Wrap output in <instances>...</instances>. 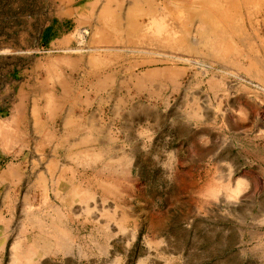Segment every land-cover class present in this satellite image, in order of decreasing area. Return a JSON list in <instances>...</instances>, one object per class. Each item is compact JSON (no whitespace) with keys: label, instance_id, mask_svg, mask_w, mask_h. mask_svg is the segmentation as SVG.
Masks as SVG:
<instances>
[{"label":"rangeland","instance_id":"obj_1","mask_svg":"<svg viewBox=\"0 0 264 264\" xmlns=\"http://www.w3.org/2000/svg\"><path fill=\"white\" fill-rule=\"evenodd\" d=\"M190 1L0 0L2 178L47 165L52 197L91 162L90 201L61 203L80 257L41 264H264V170L247 167L264 149V6L234 0L217 37L187 23Z\"/></svg>","mask_w":264,"mask_h":264},{"label":"crops","instance_id":"obj_2","mask_svg":"<svg viewBox=\"0 0 264 264\" xmlns=\"http://www.w3.org/2000/svg\"><path fill=\"white\" fill-rule=\"evenodd\" d=\"M80 145H84V142H80ZM77 148L79 153L85 150V147ZM247 157V167L264 170V149L254 155L248 154ZM115 165L112 163L106 166L114 171ZM56 166L64 170L62 164ZM15 169V177L3 179L4 173L0 174V264H41L47 259L56 262L78 259L83 225L79 214L74 211L70 222L61 203L73 206L79 201H90L91 162H74L67 168L70 172H61V176L55 180L58 182L57 189L52 197L49 193L47 165L45 172L40 173L33 184L26 173L18 167ZM85 180L89 184L85 185ZM6 182L16 186H22L23 183L25 188L21 195L16 194L6 187L10 185ZM32 202L36 203L34 208ZM88 234L90 239L91 225L88 226ZM89 243L91 246V241Z\"/></svg>","mask_w":264,"mask_h":264},{"label":"bare ground","instance_id":"obj_3","mask_svg":"<svg viewBox=\"0 0 264 264\" xmlns=\"http://www.w3.org/2000/svg\"><path fill=\"white\" fill-rule=\"evenodd\" d=\"M148 3H151L153 0H146ZM243 1H245L244 3H245V6L247 7L249 4H250V1L251 0H243ZM255 2H253V4L255 5L256 4V7L259 9V7H263L264 6V0H254ZM220 3H223V4H226V7L225 8H223V7H221L220 6ZM146 4V3H145ZM175 6V5H174ZM173 6V7H174ZM251 6V5H250ZM179 7V6H178ZM245 7V8H246ZM131 8H132V6H131ZM235 8V2H234V0H191L189 3H187V4H185V6H184V11H182V12H184V14L183 15H186V19H187V23L188 24H190L191 25V22H193V21H197V22H199V24H201L202 26H200V28L202 29V34H204V33H208V31H212V33L215 35V36H217L218 35V33H220L219 31H220V23H224V25H228L230 22H231V15H234V16H236V14H237V10H235L234 9ZM180 9H181V7H180ZM231 9H233L232 10V12H231V15L229 14L230 13V11H231ZM134 11V10H133ZM248 11V10H247ZM250 13V12H249ZM149 14V13H148ZM154 14V13H153ZM251 14V13H250ZM249 15V14H248ZM111 16V15H110ZM149 16H152V15H149ZM178 16H179V14H178ZM112 17V16H111ZM181 17V16H180ZM252 17V16H251ZM115 18V17H114ZM113 18V19H114ZM129 18V19H128ZM128 23H129V26L127 27V29H126V26H125V29H126V33L127 34H134L135 32H137V27L135 26V23L133 22V20H132V18L130 17V15L128 16ZM134 18V17H133ZM178 18V17H177ZM184 18V17H183ZM184 18V19H185ZM238 18V17H237ZM240 18H241V15H240ZM117 20V19H116ZM185 21V20H184ZM174 22V21H173ZM186 22V21H185ZM112 23V22H111ZM114 23V22H113ZM126 23V22H125ZM175 23H177V22H175ZM232 23V22H231ZM240 23H241V21H240ZM240 23H238V25H241L242 26V24H240ZM181 24H182V20H181ZM195 24V23H194ZM111 25V24H110ZM109 25V26H110ZM113 26H112V30H114V33L115 34H117V32H119L118 31V23H114V24H112ZM172 25V24H171ZM179 25V24H178ZM105 26V25H104ZM173 26V25H172ZM177 26V25H176ZM184 26V25H183ZM182 26V27H183ZM186 26V25H185ZM189 26V25H188ZM199 26V25H198ZM240 26V27H241ZM108 27V26H107ZM107 27H105V28H107ZM174 27V26H173ZM222 27V26H221ZM225 27V26H224ZM223 27V28H224ZM230 27V26H229ZM228 27V28H229ZM109 28V27H108ZM175 28V27H174ZM191 28V27H190ZM226 28V27H225ZM225 28H224V31H225ZM231 28V27H230ZM233 28V27H232ZM237 28V27H236ZM110 29V28H109ZM140 29V28H139ZM185 29H186V27H185ZM195 29V28H194ZM199 29V28H198ZM243 29V28H242ZM200 30V29H199ZM234 30H236V29H234ZM234 30H232L231 32H232V34H233V32H234ZM111 31V30H110ZM173 31V30H172ZM139 32H141V31H139ZM178 32H181V30H179ZM200 32V31H199ZM227 32H229L228 30H227ZM236 32V31H235ZM234 32V33H235ZM239 32V31H238ZM174 33V32H173ZM112 34V33H111ZM224 34V33H223ZM229 34L231 35V33L229 32ZM238 34V33H237ZM242 34V33H241ZM136 35H138V33H136ZM197 35H198V33H197ZM212 35V34H211ZM234 35V34H233ZM242 35H244V34H242ZM135 36V35H134ZM219 36V35H218ZM217 36V37H218ZM237 36V35H236ZM128 36H126V38H127ZM179 37H181V36H179ZM205 37V36H204ZM221 37V36H220ZM232 37V36H231ZM238 37V36H237ZM182 38H183V40H184V43L185 42H187L188 41V38H189V34H188V31L187 30H185L184 32H183V36H182ZM240 38V37H239ZM203 39H207L206 37L205 38H203ZM127 40V39H126ZM207 40H209V39H207ZM214 40V39H213ZM216 40V39H215ZM239 40H241V39H239ZM237 41V40H236ZM206 42V41H205ZM208 42V41H207ZM207 42L206 43H204V45H203V47L205 48L206 47V44H207ZM210 42V41H209ZM216 42H218V41H216ZM239 42V41H238ZM236 43V42H235ZM200 44H202L201 42H200ZM215 44L216 43H214V47H215ZM217 44H219V43H217ZM220 44H221V42H220ZM219 44V45H220ZM234 44V43H233ZM197 45H199L198 43H197ZM218 45V46H219ZM212 46H213V43H212ZM217 46V45H216ZM236 47V46H235ZM207 49V48H206ZM215 49V48H214ZM213 49V50H214ZM218 49V48H217ZM234 49V48H233ZM203 50V49H202ZM208 50H210V48L208 49ZM212 51V50H211ZM231 51V50H230ZM237 51V50H236ZM235 52V51H234ZM211 53H214V51L213 52H211ZM210 53V54H211ZM218 53V52H217ZM214 55V54H213ZM231 56H233L232 54H230ZM216 56V55H215ZM232 59V58H231ZM77 60V59H76ZM79 60V59H78ZM219 60H220V58H219ZM218 60V61H219ZM77 62V61H76ZM71 67V66H70ZM87 75V74H86ZM150 75V74H149ZM87 77V76H86ZM89 77V76H88ZM85 79V78H84ZM88 82V81H87ZM90 82V81H89ZM83 83H85V80L84 81H82V84ZM86 84V83H85ZM84 85V84H83ZM67 94H68V92H67V90H64V95L65 96H67ZM70 98V97H69ZM101 190V189H100ZM105 191H106V189H105ZM104 193V192H103Z\"/></svg>","mask_w":264,"mask_h":264}]
</instances>
